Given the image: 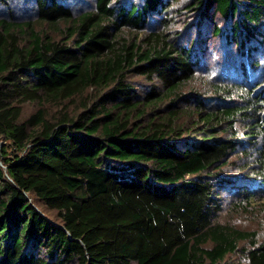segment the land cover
Here are the masks:
<instances>
[{"label":"trees","instance_id":"obj_1","mask_svg":"<svg viewBox=\"0 0 264 264\" xmlns=\"http://www.w3.org/2000/svg\"><path fill=\"white\" fill-rule=\"evenodd\" d=\"M113 1L74 14L61 1L32 0L33 21L0 18V264H227L241 240L252 243L246 263L264 264L255 233L215 224L226 184L210 178L243 146L235 124L248 123L250 146L264 138V94L205 77L206 98L190 91L202 125L180 126L194 39L187 47L162 31L139 37L150 14L167 22L165 0ZM191 4L210 24L215 14L236 18L229 33L212 32L241 57L264 48V0ZM132 75L151 85L140 94ZM80 95L72 111L41 104L23 115L26 103ZM235 96L242 105L226 102Z\"/></svg>","mask_w":264,"mask_h":264},{"label":"rangeland","instance_id":"obj_2","mask_svg":"<svg viewBox=\"0 0 264 264\" xmlns=\"http://www.w3.org/2000/svg\"><path fill=\"white\" fill-rule=\"evenodd\" d=\"M58 1L68 4L74 14H77L78 11L89 9L92 5V0ZM165 1L168 7L166 12L169 14L166 19L167 22L165 23L162 20L164 14H150L144 23L145 30L139 34V37L151 31H162L169 40H174L176 43L181 42L187 47L192 46L189 40L194 39L195 41L193 47L195 48L194 53L198 60V65L194 67L196 76L183 88L184 93L187 92L188 102L186 100H180L178 102L182 113L176 119L177 124L190 127L198 121L199 126L202 125V122H199L201 116L197 114L192 115L191 113L198 107L196 106L197 101L194 99V96H190V91H195L194 93L197 94L198 92L200 93L198 101L203 99V97L206 98L209 94L207 93L208 87L203 82L205 77L219 79L226 83L235 81L236 84L246 86L250 90L249 92H254L253 95H257L258 98L261 96V93L264 94V48H259L255 51L251 49L249 57H241V54L233 51L236 49L234 48L233 42H230L229 48V46L223 43L224 37L221 35L214 36L212 32L213 27L216 26L220 27L222 31L225 30L229 33V27L232 26L233 20L236 18L230 21L215 14L212 20L213 24H210L208 20L202 18L199 11L188 8V6H194V4H191L192 0ZM129 2L137 4L139 0L113 1L114 5H126ZM4 3L0 6V18L8 19L7 15H10L16 22L33 21L34 7L32 0H5ZM197 22L203 25V34L201 36L196 33L194 28L197 26ZM41 26L37 25V28ZM197 27L200 28L199 26ZM62 29L63 25H60L52 35L54 37L58 36L57 39H60L62 37L60 30ZM128 32L127 30H123L122 34H125L131 39L132 35ZM248 47L256 48V45H248ZM240 66L242 68L244 67V70L247 69L245 74L241 72ZM200 70L204 71L203 74ZM240 73L242 74L240 75ZM130 79L136 85V89L140 94H142V89L151 85L148 80L141 76L132 75ZM88 93H91V91H87L83 95ZM83 95L72 98L71 100H64L63 102L46 100L39 104L26 103L23 106V115L27 117L35 112L41 104L52 114L63 107L72 111L75 107H80L81 101L84 98ZM237 97L227 99L226 102L230 100V104L242 105L243 101ZM210 100L214 103L212 101L213 98ZM204 104L209 106L211 103L210 101H206ZM257 108L260 112L259 119L263 124L264 130V105L257 106ZM247 125L248 123L245 121L235 124L234 129L237 139L243 141V146H240L236 153L229 156L226 165L218 170L213 169L210 174L215 177L211 176L210 178H213L214 181H217L218 177L222 178L224 184H226L224 187L226 194L222 197L223 210L215 224L226 226L240 232H253L255 236L252 241L259 244L264 243V138L257 139L253 146H250L248 139L245 138ZM214 129H217V131L221 130L219 129V125L215 126ZM220 135L224 136L225 134L222 133ZM245 190L253 191L255 197L248 200V197H245ZM251 244L248 240L239 241L236 253L229 255L226 263L247 264L245 254L250 249ZM210 246V243L206 244V247Z\"/></svg>","mask_w":264,"mask_h":264}]
</instances>
